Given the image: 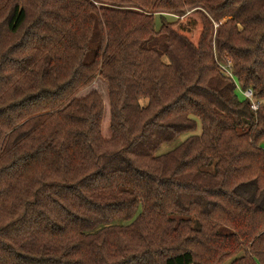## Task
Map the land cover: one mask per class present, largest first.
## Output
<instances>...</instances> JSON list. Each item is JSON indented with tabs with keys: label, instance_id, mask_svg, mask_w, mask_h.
<instances>
[{
	"label": "trees",
	"instance_id": "trees-1",
	"mask_svg": "<svg viewBox=\"0 0 264 264\" xmlns=\"http://www.w3.org/2000/svg\"><path fill=\"white\" fill-rule=\"evenodd\" d=\"M236 82L264 99V0H0V264H264Z\"/></svg>",
	"mask_w": 264,
	"mask_h": 264
},
{
	"label": "rangeland",
	"instance_id": "rangeland-1",
	"mask_svg": "<svg viewBox=\"0 0 264 264\" xmlns=\"http://www.w3.org/2000/svg\"><path fill=\"white\" fill-rule=\"evenodd\" d=\"M165 17L169 22H173L177 18H179L180 16L178 17L175 15H165ZM155 22H156V26L158 28L160 26V19H159L158 15H156V17H155ZM212 47H213L214 57H215V59H217V52H216L214 39L212 40ZM90 91H97L98 93H100L102 98L105 99L107 97V84L102 79H100V80L98 79L95 83H93V85H91L89 87V89L86 90V93H89ZM105 100L107 101V98ZM146 104H147V100H141L142 106H145ZM107 108L108 107L105 105L106 111H107ZM105 115H107V114H105ZM106 118H107V116L105 117V119ZM195 134H200V130L198 129ZM179 140L180 141L184 140V137H180ZM179 140H178V142H179ZM171 147L172 146H170V145H166L164 150L161 151V153L167 152V150H169V148H171ZM254 183L255 182L251 181V182L242 184V185H240V187L237 188V191L239 193H242L249 200L251 199V201L253 200L254 202H256V203H258L264 207V191H262L259 196H256V193H255V189H256L255 185L256 184H254ZM242 254H243V252L238 254L236 257H234L228 261H225L223 264H229L232 260L241 256Z\"/></svg>",
	"mask_w": 264,
	"mask_h": 264
},
{
	"label": "built area",
	"instance_id": "built-area-1",
	"mask_svg": "<svg viewBox=\"0 0 264 264\" xmlns=\"http://www.w3.org/2000/svg\"><path fill=\"white\" fill-rule=\"evenodd\" d=\"M227 75L233 77L232 72L229 70L230 68L226 69V67H223ZM236 89L239 95L249 103L250 108L253 112H258L260 109H264V99H259L255 97L254 92L252 89H243L239 83L236 82Z\"/></svg>",
	"mask_w": 264,
	"mask_h": 264
}]
</instances>
